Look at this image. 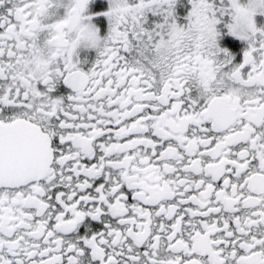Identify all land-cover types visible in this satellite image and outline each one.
Wrapping results in <instances>:
<instances>
[{"label": "snow or ice", "instance_id": "1", "mask_svg": "<svg viewBox=\"0 0 264 264\" xmlns=\"http://www.w3.org/2000/svg\"><path fill=\"white\" fill-rule=\"evenodd\" d=\"M0 264H264V0H0Z\"/></svg>", "mask_w": 264, "mask_h": 264}, {"label": "flooded vegetation", "instance_id": "2", "mask_svg": "<svg viewBox=\"0 0 264 264\" xmlns=\"http://www.w3.org/2000/svg\"><path fill=\"white\" fill-rule=\"evenodd\" d=\"M82 58L84 57H88V58H91L94 54L93 53H82Z\"/></svg>", "mask_w": 264, "mask_h": 264}]
</instances>
